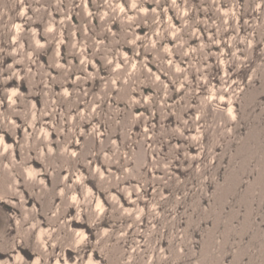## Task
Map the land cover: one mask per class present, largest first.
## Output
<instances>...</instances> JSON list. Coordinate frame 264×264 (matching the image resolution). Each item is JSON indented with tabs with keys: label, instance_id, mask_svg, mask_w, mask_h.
I'll list each match as a JSON object with an SVG mask.
<instances>
[{
	"label": "rangeland",
	"instance_id": "374dc122",
	"mask_svg": "<svg viewBox=\"0 0 264 264\" xmlns=\"http://www.w3.org/2000/svg\"><path fill=\"white\" fill-rule=\"evenodd\" d=\"M0 264H264V0H0Z\"/></svg>",
	"mask_w": 264,
	"mask_h": 264
}]
</instances>
